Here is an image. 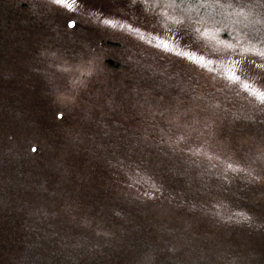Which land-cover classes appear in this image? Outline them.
Listing matches in <instances>:
<instances>
[{
    "label": "rangeland",
    "instance_id": "rangeland-1",
    "mask_svg": "<svg viewBox=\"0 0 264 264\" xmlns=\"http://www.w3.org/2000/svg\"><path fill=\"white\" fill-rule=\"evenodd\" d=\"M94 1L101 7V12H114L107 20L116 18L120 11L123 15H133L136 11L142 24L147 27H150L148 23L154 24L156 29L161 30L157 34L171 30L168 26L173 22L172 25L181 31L187 30L193 38L206 37L213 41V37H219L222 42L230 44H234L229 39L233 35H240L249 41L243 28L238 29L244 25L241 22H248L256 13L264 18V12L257 4L254 7L243 0ZM145 3L147 6H159V9L152 7L151 12ZM261 3L264 5V0ZM67 5L66 1L57 4L51 0H0V189L5 195L11 189L20 196V207L33 202L37 192L40 195L45 193L48 179L42 166H49L52 191L60 194L63 179L70 177L59 170L50 174V170L56 168V159H67L74 164L71 161L74 158L65 156L60 149L69 145L67 140L74 141L79 137L77 133L89 124L109 129L111 117L128 113L132 117L131 110L137 107L143 108L137 112V117L151 114L162 121L171 120L173 125L189 120L193 114L199 118L212 115L222 122L226 117L222 136L230 140L238 151L241 148L246 158L264 151V119L257 117L252 110L247 113L249 122L238 123L237 119L225 115L222 88L207 73H193L197 76L192 85L197 86V95L189 90L185 82L180 84L178 91L174 87L170 89L169 78L187 67L182 59L178 62L177 53L153 48L159 44L158 40L140 34L134 40L128 41L125 37L117 39L115 34L100 28L101 22L90 23L84 29L78 28L75 10ZM164 10L172 14L163 16ZM157 11H161L162 15ZM68 17L71 18L67 21ZM65 20L66 26L63 23ZM71 20L75 24L73 28L68 27ZM251 36L258 44L251 49L243 47L247 50L245 52L257 51L264 56V35ZM163 37L167 39L165 35ZM144 40L149 46L144 44ZM161 44L165 48L167 42ZM42 46H46L47 50L38 53ZM36 65L41 73L27 77ZM206 89L213 90L216 95L212 99L207 97ZM4 101L6 105L2 103ZM37 101L44 102L57 115H65V121L55 119L54 122L51 118L46 123L37 116L31 131L23 125L14 129L15 124H20L28 115L26 113L38 105ZM199 118L196 117L193 122ZM200 122L205 133L207 123ZM41 124L48 126L49 130H39ZM59 134L62 135V143L51 138ZM103 134L97 131L96 136ZM38 147L41 152H38ZM52 152V157L48 158ZM104 169H107L106 165ZM221 172L223 170L218 171ZM199 173L200 170H196L186 176L195 180ZM91 182L95 183L94 180ZM174 184L185 192L184 183L178 184L174 179L170 186ZM217 192L208 191L204 193L207 194L204 198H198L200 203L207 202V208L190 195L197 210L180 215L171 207L149 206L143 209L141 218L131 220L132 226L148 231L142 235L143 238L150 235L159 239L156 250L159 255L164 249L183 254L180 260L175 257L161 260L164 264H253L258 256V240L263 235L255 228L253 204H259L256 207L264 212V196L251 199L243 186L226 197L216 195ZM231 203L236 210L227 216L224 223L220 222L214 215L218 212L217 207L231 206ZM219 212L223 214L222 210ZM33 226L32 221L24 225L27 229ZM125 232L126 237L131 236L129 227ZM145 255L139 249L133 252L138 261ZM184 256L190 257L184 261Z\"/></svg>",
    "mask_w": 264,
    "mask_h": 264
},
{
    "label": "trees",
    "instance_id": "trees-1",
    "mask_svg": "<svg viewBox=\"0 0 264 264\" xmlns=\"http://www.w3.org/2000/svg\"><path fill=\"white\" fill-rule=\"evenodd\" d=\"M64 1L68 5L72 2L74 16L79 23L77 27L84 29L90 23L101 22L100 28L115 34L117 39L125 37L129 41L142 34L145 38L158 40L159 44L153 48L177 53L178 62L182 59L187 67L169 78L170 89L174 87L178 91L180 84L185 82L189 90L197 95V86H192L197 76L193 73H207L222 88L225 115L237 119L238 123L249 122L247 113L252 110L257 117L264 119V97L261 96L264 93V56L257 51L245 52L246 48L251 49L258 44L251 35H264V18L257 13L238 27L243 28L249 41L240 35L230 38L225 35L234 42L230 44L222 42L219 37H213V41L206 37L193 38L187 30L181 31L172 25L173 22L172 26H168L171 30L157 34L161 30L156 29L154 24L148 23L150 27L142 24L136 11L133 15H123L120 11L116 18L107 20L114 12H101V7L94 0ZM243 1L258 6L264 12L261 0ZM144 5L151 12L152 7L159 9V6ZM157 12L162 15L161 11ZM163 14L167 16L172 12L164 10ZM66 20L63 22L65 26ZM164 41L167 48L161 44ZM108 44L111 43L108 41ZM144 44H147L145 40ZM46 50L47 47L42 46L38 53ZM40 73L36 65L28 77ZM205 94L211 99L216 95L209 89ZM2 103L6 105L5 101ZM37 103L20 124H15L14 129L23 125L31 131L37 116L46 123L51 118L54 122L55 119L65 121V115L58 119L57 112L54 113L44 102ZM142 109L131 110L132 117L131 113L111 117L109 129L89 124L77 133L79 137L74 141H66L69 145L60 149L65 156L74 158L71 159L74 164L67 159L52 158L56 168L50 170V174L59 170L70 177L63 179L60 194L52 191L49 166H42L48 179L45 193L40 195L37 192L34 201L26 203L25 207L19 206L18 199L21 198L14 191L10 189L5 195L0 189V215H3L0 224H4L0 227V264H164L161 260L168 257L180 260L183 255L180 252L164 249L159 255L156 252L159 239L150 235L143 238L142 235L148 231L135 229L131 220L141 218L143 209L153 205L171 207L178 215L194 212L197 206L192 203L190 195L207 208V202L200 203L198 198H204L207 195L204 193L208 191L213 193L216 190V195L226 197L243 186L251 199L264 196V151L260 154L248 153V158L241 153V148L238 151L230 140L222 136L226 117L222 122L212 115L199 118L193 114L189 120L173 125L171 120L162 121L151 114L137 117V112ZM196 117L199 119L193 122ZM200 120L207 123L205 133ZM47 128L42 124L39 126L42 132L48 131ZM97 131L105 134L96 136ZM51 138L62 143L60 134ZM52 155L53 152L47 157ZM196 170L200 173L195 180L186 176ZM219 170L223 172L218 173ZM174 179L178 184L184 183L185 192L175 184L170 186ZM51 193H54L53 196H50ZM231 206L217 207L218 212L214 215L220 222L224 223L227 216L236 210L232 203ZM253 206L255 228L263 234L258 240V256L253 264H264V212L256 207L259 204L254 203ZM31 221L34 226L25 228V222ZM155 224L162 226L158 222ZM127 227L131 231L129 237H126ZM136 249L146 253L140 261L133 257ZM186 257L190 256H184V261Z\"/></svg>",
    "mask_w": 264,
    "mask_h": 264
},
{
    "label": "snow or ice",
    "instance_id": "snow-or-ice-1",
    "mask_svg": "<svg viewBox=\"0 0 264 264\" xmlns=\"http://www.w3.org/2000/svg\"><path fill=\"white\" fill-rule=\"evenodd\" d=\"M56 3H62L64 0H55ZM68 7H71V5H67ZM261 96L264 97V93H261Z\"/></svg>",
    "mask_w": 264,
    "mask_h": 264
},
{
    "label": "water",
    "instance_id": "water-1",
    "mask_svg": "<svg viewBox=\"0 0 264 264\" xmlns=\"http://www.w3.org/2000/svg\"><path fill=\"white\" fill-rule=\"evenodd\" d=\"M68 24H69V27H70V28H73L74 25H75L74 22H69Z\"/></svg>",
    "mask_w": 264,
    "mask_h": 264
},
{
    "label": "bare ground",
    "instance_id": "bare-ground-1",
    "mask_svg": "<svg viewBox=\"0 0 264 264\" xmlns=\"http://www.w3.org/2000/svg\"><path fill=\"white\" fill-rule=\"evenodd\" d=\"M0 217H3V215H0ZM4 224H0V227L3 226Z\"/></svg>",
    "mask_w": 264,
    "mask_h": 264
}]
</instances>
